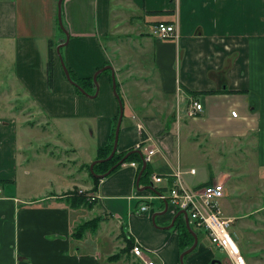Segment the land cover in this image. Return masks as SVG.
<instances>
[{"label": "crops", "instance_id": "crops-1", "mask_svg": "<svg viewBox=\"0 0 264 264\" xmlns=\"http://www.w3.org/2000/svg\"><path fill=\"white\" fill-rule=\"evenodd\" d=\"M63 10L70 37L61 52L74 74L93 76L107 63L115 68L124 101L117 150L141 144L150 156L149 179L162 176L156 188L173 183L178 165L188 186L223 181L219 204L231 218L244 264H264V0H63ZM132 20L147 27L133 29ZM159 20L174 22L177 36L154 35ZM59 26L58 0H0V68L11 74L10 89L0 91V264H145L131 248L111 256V247L120 249L128 238L142 246L144 259L178 264V231L166 227L176 209L168 203L164 210L155 198L138 210L146 202L140 196L151 189L137 188L135 160L122 162L96 186L93 176L79 182L109 143L119 106L112 73L103 70L97 84L85 83L92 94L79 91L57 50L49 86L48 40L58 44L66 37ZM189 95L202 103L193 117L186 114ZM17 98H27L23 107L17 108ZM35 114L40 122L32 120ZM64 119L77 126L76 142L54 134ZM180 132L203 156L208 146L246 138L247 157L238 164L233 159L234 169L214 159L209 167L182 160L175 147ZM59 141L69 153L50 148ZM79 187L99 198L81 202ZM97 215V230L74 235L80 222ZM99 239L107 241L108 253L92 245ZM210 240L206 230L197 233L184 264H238Z\"/></svg>", "mask_w": 264, "mask_h": 264}, {"label": "built area", "instance_id": "built-area-1", "mask_svg": "<svg viewBox=\"0 0 264 264\" xmlns=\"http://www.w3.org/2000/svg\"><path fill=\"white\" fill-rule=\"evenodd\" d=\"M151 32L161 38L176 37L177 28L174 22L159 20L151 27ZM187 115L193 117L202 110V103L194 95H189L186 107ZM231 115L236 116L237 111L231 109ZM139 129H142V124L137 123ZM136 147L140 148L141 144ZM144 158H150L149 153L144 154ZM135 164V161H131ZM193 171L194 169H190ZM181 169L179 165L176 167L173 174L174 181L170 186L154 192L150 190L145 195H139L144 199V203L138 207L139 211H146L148 208V200L152 201L157 198L160 200H167L175 205L176 209L183 208L186 210L190 224H195L204 228L210 239L219 247L223 248L230 256H233L238 264H242V256L239 252L236 241L231 235L228 226L231 218L222 214L219 204V198L225 194L224 182L217 180L205 183L198 186H188L181 178ZM161 175L154 174L152 180L154 183L160 182ZM81 194H84L90 200H97L99 195L96 192H85V189H80ZM4 195L3 187L0 185V196ZM131 252L142 258L145 264H155L151 258H143V248L138 242H134L131 246Z\"/></svg>", "mask_w": 264, "mask_h": 264}, {"label": "rangeland", "instance_id": "rangeland-1", "mask_svg": "<svg viewBox=\"0 0 264 264\" xmlns=\"http://www.w3.org/2000/svg\"><path fill=\"white\" fill-rule=\"evenodd\" d=\"M114 3L115 2L113 1V6H115ZM146 24L147 23L142 22V21L139 22V21L132 20L131 27L133 29H137V28H134V26H137L139 29L140 28H146L147 27ZM108 45L110 48L111 47L110 44H108ZM131 46H133V47H131ZM131 46H130V50L135 51L136 47L133 44ZM102 72H104V71H102ZM107 72L111 73V70L107 71ZM141 75H143V74L141 73ZM10 77H11V74L9 75V69L5 66L1 67L0 68V91H1V88H4V90H6L5 92H7V90L10 89V87L8 86L9 81H10ZM17 99H18V100H16L17 108L23 107V103L27 102V98H25V99L17 98ZM33 116L34 117L32 118V120H34L35 122L36 121L40 122V119H42V117H39L38 114H35ZM70 126L74 127V132L70 131V129H69ZM75 126L76 125L73 124L71 120L68 121V120L64 119V120L57 121L55 123V128H54L55 133L54 134H56V136L58 138H62L66 142H70V140H74V142H76L77 136L79 137V135H78V132L75 131ZM88 128L90 130V126H88ZM58 133H61L63 135L61 137H59ZM34 138H35V142H41L40 138H38L37 136ZM196 138H199L197 134H196ZM54 139H56V138H54ZM245 140H246V138H242V139L238 138V139L231 140V141L224 142V143L220 142L221 144L219 143L220 145L218 144V147H216L214 145L212 147L208 146L207 148L203 149V150H206V154H204L205 156H203V154L195 153V149H194V145L192 144V140L187 136V134L185 132H180L178 135V141H177V144L175 147H177L176 151L179 152V155H180L182 160H190L191 159L193 161H197L198 165H202L205 163L206 166L208 165V167H209V164L211 163L212 159H214L215 161H217V163L219 165L225 166V167H230L231 169H234L235 168L234 163L238 164L239 162H241L242 159H245L247 157V148H246ZM58 143H60V144H58L56 146H55V144H53V146L50 148H52L53 151L58 152V153L59 152H62L64 154L69 153L68 151H66V145H64L60 141ZM70 146H71V144H70ZM87 150L91 151V149H87ZM80 157H81V159L88 158L87 154L85 152H81ZM233 159H235L234 163L231 162ZM244 163H246V161ZM86 170H87L88 174L85 176V174L82 172L84 179L81 178L79 182H81V181L84 182L85 179H89L90 176H93L94 174H96V172L91 170L90 164L89 165L87 164ZM235 186H238V185H235ZM81 188L85 189V192H93V191L88 190L87 188L79 187V188L74 190L75 193L81 194V192H80ZM81 195H84V194H81ZM84 201L89 205H92L94 203V200H90V199L88 200V197ZM84 201H81V202H84ZM169 207L176 209L175 205L172 204L171 202H169ZM97 216H99V215H97ZM192 227L199 234L204 233V231H205V230H203L204 228L199 227L195 224H192ZM232 228H233V223H230L228 226L229 231H232ZM86 231H87V229L85 230L84 234L86 233ZM99 241L95 240V243L92 245L94 247H96V249L98 251H100L102 253H108L109 251L107 252V250L105 249L108 247L107 241L105 242L104 239H99ZM127 245H128V242L123 247H121L120 249H118V247H114V246H112L111 248H112V251L116 250V252H118V253H120V255H122V253L124 251H129L126 248ZM186 247L187 246H185L184 248H186ZM147 253L150 254L149 252H147Z\"/></svg>", "mask_w": 264, "mask_h": 264}, {"label": "trees", "instance_id": "trees-1", "mask_svg": "<svg viewBox=\"0 0 264 264\" xmlns=\"http://www.w3.org/2000/svg\"><path fill=\"white\" fill-rule=\"evenodd\" d=\"M63 17H64V10H63ZM59 28H60V26H59ZM56 46H57L56 39L49 38V40H48V83H49V86H51L52 83H53L54 54H55ZM68 68L70 70V73H71L72 78L75 79L77 82H79L83 87L85 86V83L87 81H92V79H93V76L79 78V77H77L74 74V72L70 69V67H68ZM104 71H110V69H105ZM76 88H77V90L81 91V89L77 85H76ZM116 89H117V81H116ZM117 91H118V89H117ZM120 98H121L122 103H123V106H124V101H123V98L121 97V95H120ZM118 113H119V109H118V112L116 113L115 117L113 118V126H112L111 135H110V141H109V143L105 147H100L98 149L99 152H98L97 158L98 157H106L112 151L114 137H115V123H116V119H117ZM133 148L134 147H130V148H127V149H124V150H117L116 149L115 154H114V156L112 158H110L108 160H105V161H99V162H97L94 165V172H96V173L105 172L116 161H118L127 151H129V150H131ZM143 157H144V154L142 155V154L134 151V152H130L128 154V156L123 160V162L124 161L135 160L137 162V168H138V171H139V168L141 166L142 158ZM121 164L122 163L117 164L115 166V168H113L111 170V172H113ZM138 171H137V173H138ZM110 173H108V174H110ZM149 174H150L149 164H148V161H146L145 169L143 170V172H142V174L140 176V179H139V184L140 185L147 184V183H149V181H151L149 179ZM136 177H137V175H136ZM93 178H94L95 186H96L98 184V182L101 180L102 177H99L96 174H94L93 175ZM170 185L171 184H169L168 186H170ZM157 189L158 190H161L163 188L162 187H157ZM78 198H79L80 201H84V200H86L87 197L85 195L78 194ZM95 201L96 200H94V202ZM101 219H102L101 216H95L93 218L83 220L75 228L74 235H76V236H82L84 234L85 230L86 229H89V228L92 229V230H97ZM173 226L178 231L180 249L183 250L185 246H188V245H190L192 243L193 236H192L191 232L189 231V229L187 228V226L185 224V220H184V218L182 217L181 214H179L175 218L174 223H173ZM191 226H192V224H191ZM127 242H128V245H127L126 248L129 249V248H131V246L133 244L132 238H128L127 239ZM119 255H120V253L115 252L111 256L113 258H117V257H119ZM178 264H180V263H178Z\"/></svg>", "mask_w": 264, "mask_h": 264}, {"label": "water", "instance_id": "water-1", "mask_svg": "<svg viewBox=\"0 0 264 264\" xmlns=\"http://www.w3.org/2000/svg\"><path fill=\"white\" fill-rule=\"evenodd\" d=\"M58 22H59V25L61 27V29H63L65 31V34H66V37L65 38H61L60 41L58 42L57 46H56V50L57 52L59 53L60 55V58H61V62H62V65H63V68H64V71H65V74L67 76L68 79H70L75 85H77L81 91L87 93V94H92V93H89L85 87H83L79 82H77L75 79L72 78L71 76V73H70V70L63 58V55H62V52H61V47L67 43L70 35H69V29L67 28V26L65 25V22H64V18H63V0H58ZM111 69V73H112V79H113V88H114V91H115V95L117 97V100H118V106H119V113H118V116H117V119H116V123H115V137H114V142H113V148H112V151L110 152L109 155H107L106 157H99V158H96L95 160H93L91 163H90V168L92 171H94V165L99 162V161H105V160H108L110 158H112L115 154V151L117 149V140H118V132H119V128H120V123H121V119H122V115H123V103H122V100L120 98V95L116 89V76H115V68L113 67V65L111 63H107L105 65H103L102 67L98 68L97 71L93 74V81L94 83L97 84V75L99 72H102L103 70L105 69ZM138 152L140 154L143 155V153L141 152V149L138 148V147H134L133 149L127 151L118 161H116L108 170H106L105 172H101V173H96L97 176L99 177H104L105 175H107L108 173L111 172V170L113 168H115V166L119 163H122L123 160L128 156V154L130 152ZM146 159L143 157L142 158V163H141V166L139 168V171L137 173V177H136V186L137 188L139 189H151L153 190L154 192H159V190L156 188V186L154 185L153 181H150L149 183L147 184H143V185H140L139 184V179H140V176L143 172V170L145 169V166H146ZM164 210H166V208L168 207V202L167 200H164ZM155 214L156 213H153L152 214V219L154 220V217H155ZM181 214L182 217L184 218L185 220V224L187 226V228L189 229V231L191 232L192 236H193V241L190 245H188L186 248H184L181 252H180V255H179V263L180 264H184V254L189 252L190 250H192L196 243H197V232L193 229V227L191 226V224L189 223V220H188V215H187V212L185 209L183 208H179L175 211V213L172 215L171 217V220L170 222L166 225V227H169V226H172L173 223H174V220L175 218Z\"/></svg>", "mask_w": 264, "mask_h": 264}, {"label": "bare ground", "instance_id": "bare-ground-1", "mask_svg": "<svg viewBox=\"0 0 264 264\" xmlns=\"http://www.w3.org/2000/svg\"><path fill=\"white\" fill-rule=\"evenodd\" d=\"M241 262H242V264H244V260H243V259H242V261H241Z\"/></svg>", "mask_w": 264, "mask_h": 264}]
</instances>
